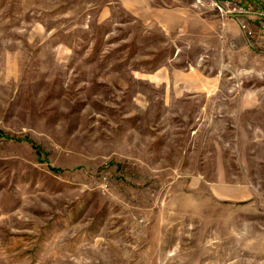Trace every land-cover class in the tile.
<instances>
[{
    "label": "rangeland",
    "instance_id": "374dc122",
    "mask_svg": "<svg viewBox=\"0 0 264 264\" xmlns=\"http://www.w3.org/2000/svg\"><path fill=\"white\" fill-rule=\"evenodd\" d=\"M216 4L0 0V264H264V43Z\"/></svg>",
    "mask_w": 264,
    "mask_h": 264
},
{
    "label": "crops",
    "instance_id": "0c3cea01",
    "mask_svg": "<svg viewBox=\"0 0 264 264\" xmlns=\"http://www.w3.org/2000/svg\"><path fill=\"white\" fill-rule=\"evenodd\" d=\"M218 1L223 2L224 0ZM253 26L255 37L259 42L264 43V37L261 36L259 24L254 23ZM233 100L235 101L233 104L237 105V108L234 110L237 113L238 128L240 130L253 131V134H250L252 137L250 142L255 146L248 150L246 159L256 162V167L259 171L255 173L254 177L259 179L258 183L264 185V97H238L233 98ZM259 105L261 107H258ZM242 143H240V151Z\"/></svg>",
    "mask_w": 264,
    "mask_h": 264
},
{
    "label": "built area",
    "instance_id": "2783aa9c",
    "mask_svg": "<svg viewBox=\"0 0 264 264\" xmlns=\"http://www.w3.org/2000/svg\"><path fill=\"white\" fill-rule=\"evenodd\" d=\"M233 1L234 0H224L216 5L221 10L222 6L226 8L231 4L234 5V11H229V13H236L237 16H242L243 19L240 24L241 29L250 37H254L255 32L253 24L258 23L261 36L264 37V0H238V4H233Z\"/></svg>",
    "mask_w": 264,
    "mask_h": 264
},
{
    "label": "trees",
    "instance_id": "16d2710c",
    "mask_svg": "<svg viewBox=\"0 0 264 264\" xmlns=\"http://www.w3.org/2000/svg\"><path fill=\"white\" fill-rule=\"evenodd\" d=\"M11 138H9V137H5V140H10Z\"/></svg>",
    "mask_w": 264,
    "mask_h": 264
}]
</instances>
